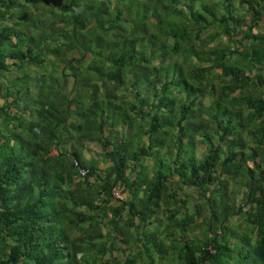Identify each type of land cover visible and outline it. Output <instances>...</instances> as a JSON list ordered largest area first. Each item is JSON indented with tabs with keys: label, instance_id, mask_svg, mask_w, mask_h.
I'll use <instances>...</instances> for the list:
<instances>
[{
	"label": "trees",
	"instance_id": "1",
	"mask_svg": "<svg viewBox=\"0 0 264 264\" xmlns=\"http://www.w3.org/2000/svg\"><path fill=\"white\" fill-rule=\"evenodd\" d=\"M0 264H264V0H0Z\"/></svg>",
	"mask_w": 264,
	"mask_h": 264
},
{
	"label": "rangeland",
	"instance_id": "2",
	"mask_svg": "<svg viewBox=\"0 0 264 264\" xmlns=\"http://www.w3.org/2000/svg\"><path fill=\"white\" fill-rule=\"evenodd\" d=\"M202 149H203L202 145H201V146L199 145V151H201ZM89 154H90V153H87V155H89ZM183 190H185V191H189V192L195 194L194 189H192L191 187L186 186V187H184ZM113 192H114V195H115L116 197L121 198V197L123 196L122 192L120 191V187H115L114 190H113ZM240 198H241V196L238 197V199H237V200H239L238 202L241 201ZM115 254H117L116 251L113 252V255H115Z\"/></svg>",
	"mask_w": 264,
	"mask_h": 264
}]
</instances>
